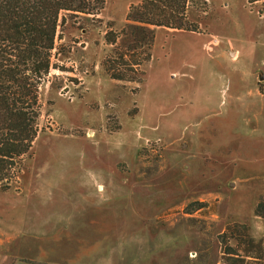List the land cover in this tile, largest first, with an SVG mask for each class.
I'll return each instance as SVG.
<instances>
[{"label": "rangeland", "instance_id": "374dc122", "mask_svg": "<svg viewBox=\"0 0 264 264\" xmlns=\"http://www.w3.org/2000/svg\"><path fill=\"white\" fill-rule=\"evenodd\" d=\"M138 1L61 14L39 134L0 190V217L13 203L16 227L40 245L71 215L77 250L47 253L70 264H228L217 237L229 225L264 237L254 212L264 170L250 168L251 158L264 164V0H190L186 20L199 31L156 27L151 58H131L143 81L115 80L101 65L113 47L105 36ZM230 237L224 250L244 255Z\"/></svg>", "mask_w": 264, "mask_h": 264}, {"label": "trees", "instance_id": "16d2710c", "mask_svg": "<svg viewBox=\"0 0 264 264\" xmlns=\"http://www.w3.org/2000/svg\"><path fill=\"white\" fill-rule=\"evenodd\" d=\"M189 1L142 0L131 5L121 32L106 33V41L113 45L101 62L106 74L119 81L142 82L144 71L135 67L141 61L131 58H151L150 42L156 27L199 31L197 23L186 20ZM104 5L105 0H0V190L12 188L22 160L31 154L39 134L40 88L51 69L61 14H97ZM65 20L66 16L62 22ZM203 206V202H194L189 209ZM254 212L264 217V197L259 198ZM239 225L243 226L233 223L218 235L222 259L233 257L228 264L260 263L264 260V237L255 239L248 225L234 230ZM228 235L243 247L244 255L231 246L224 250Z\"/></svg>", "mask_w": 264, "mask_h": 264}, {"label": "crops", "instance_id": "0c3cea01", "mask_svg": "<svg viewBox=\"0 0 264 264\" xmlns=\"http://www.w3.org/2000/svg\"><path fill=\"white\" fill-rule=\"evenodd\" d=\"M141 2L138 1L137 3ZM136 4L135 2L130 3ZM129 5V6H130ZM258 159L251 158L250 159V168L251 170H264V164L262 167H259ZM100 199H111V198H100ZM113 200V198H112ZM8 209V211H6ZM2 212L0 217V264H13V259L19 258V262L17 260L14 261V264L20 263L23 259L30 260L28 263L40 262V263H53V264H70L67 259L56 256L48 255V251H59L64 252L66 250V245L72 246L73 250H77L76 244L69 240L71 237V227L73 223L70 221L73 219L71 215L67 217L66 215H61L60 219H63L61 222H57L49 233L46 235L42 234L43 238L45 237V241H43L40 245L35 243V245L30 244V239H25L27 236L26 229L24 227L17 228L15 223L13 222V203L11 206ZM85 212V211H83ZM78 214H81L79 212ZM91 214L94 215V212L90 210L89 213L85 212V215ZM71 217V218H70ZM213 220L215 218L210 217ZM209 218V219H210ZM25 217L21 216V221ZM69 220V222H68ZM66 223V224H65ZM75 223L73 226V231H75ZM223 230V229H222ZM32 237L36 238L37 233L32 231ZM39 239V238H38ZM74 246V247H73ZM71 248V247H68ZM113 249V248H111ZM31 252V253H27ZM42 252H44L42 254ZM194 253V252H193ZM25 262V261H22ZM107 264L111 263V259L106 261ZM113 263V262H112ZM116 264H124V262H116ZM140 264H144L143 261ZM220 264V262L218 263Z\"/></svg>", "mask_w": 264, "mask_h": 264}]
</instances>
